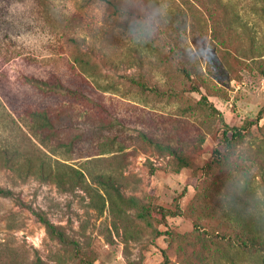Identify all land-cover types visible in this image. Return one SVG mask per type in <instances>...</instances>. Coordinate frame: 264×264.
<instances>
[{"label": "rangeland", "instance_id": "rangeland-1", "mask_svg": "<svg viewBox=\"0 0 264 264\" xmlns=\"http://www.w3.org/2000/svg\"><path fill=\"white\" fill-rule=\"evenodd\" d=\"M0 189V264H264V0H0Z\"/></svg>", "mask_w": 264, "mask_h": 264}, {"label": "trees", "instance_id": "trees-1", "mask_svg": "<svg viewBox=\"0 0 264 264\" xmlns=\"http://www.w3.org/2000/svg\"><path fill=\"white\" fill-rule=\"evenodd\" d=\"M110 2V1H109ZM110 4L116 9V10H120V7L119 6V3L115 2V1H111ZM135 85L145 89L147 86L144 85V82L143 81H140V80H135L132 78L131 80ZM233 129H236V128H233ZM224 135H226V132L224 133ZM241 135V132L240 130H234L232 132V135L231 137L232 138H236V137H239ZM224 142H226L227 145H230V142L229 140H227L226 138L224 139ZM169 147V152L171 153H174L175 154V150L172 149L170 146ZM40 171L42 173H48V174H51L52 173V170L50 169V165L45 162V161H42L41 165H40ZM51 176H49L50 178L54 179L56 182L60 183V184H64L65 183V179L63 177V175L60 173V172H54V174H51ZM60 175V178H58L57 176ZM68 182H71V178H69ZM10 192L9 191H6V190H2L0 189V194L2 195H7L9 194ZM163 213V212H162ZM37 217L38 219L45 225V228H46V231L54 236L55 238L58 239V241H60L62 244L66 245L69 243V240H67L65 234L59 230L58 228H56L51 222H49L47 219L43 218V216L41 214H37ZM245 228V229H244ZM243 230H246V232H249V229L247 228V226H244L243 227ZM261 233L259 230H258V233L256 231H254L252 237H247V241H244L242 242V246L244 248H249L251 249L255 254L256 253H261L262 255H264V237L261 238ZM36 264H44L43 261L38 258L37 261H36Z\"/></svg>", "mask_w": 264, "mask_h": 264}, {"label": "clouds", "instance_id": "clouds-1", "mask_svg": "<svg viewBox=\"0 0 264 264\" xmlns=\"http://www.w3.org/2000/svg\"><path fill=\"white\" fill-rule=\"evenodd\" d=\"M158 15H159V12L158 11H155L152 14L153 18H155ZM133 32H134V38L136 40H138V41H145V40H147L152 35L151 30L148 29V28H145L143 30L134 29Z\"/></svg>", "mask_w": 264, "mask_h": 264}]
</instances>
